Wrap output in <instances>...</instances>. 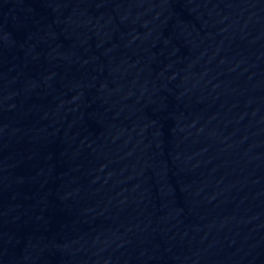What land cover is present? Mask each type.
Segmentation results:
<instances>
[{"label":"water","instance_id":"water-1","mask_svg":"<svg viewBox=\"0 0 264 264\" xmlns=\"http://www.w3.org/2000/svg\"><path fill=\"white\" fill-rule=\"evenodd\" d=\"M0 264H264V0H0Z\"/></svg>","mask_w":264,"mask_h":264}]
</instances>
